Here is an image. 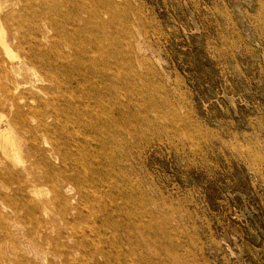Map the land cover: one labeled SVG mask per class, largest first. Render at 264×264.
<instances>
[{
	"label": "rangeland",
	"instance_id": "obj_1",
	"mask_svg": "<svg viewBox=\"0 0 264 264\" xmlns=\"http://www.w3.org/2000/svg\"><path fill=\"white\" fill-rule=\"evenodd\" d=\"M52 1L65 24L50 30L28 13L22 25L70 43L69 75L54 72L51 83L46 67L25 74L57 93L34 90L36 102L28 94L18 105L40 110L51 132L37 145H57L51 162L61 170L31 166L29 133L17 132L18 169L28 167L37 189L30 197L48 204L45 229L32 234L24 214L0 229V264L12 252L19 264L33 252L59 264L56 243L69 259L97 249L101 264H264V0ZM5 27L16 63L25 50L10 38L14 22ZM89 56L113 58L115 105L96 92ZM8 114L0 107V122ZM73 173L78 187L63 186Z\"/></svg>",
	"mask_w": 264,
	"mask_h": 264
},
{
	"label": "bare ground",
	"instance_id": "obj_2",
	"mask_svg": "<svg viewBox=\"0 0 264 264\" xmlns=\"http://www.w3.org/2000/svg\"><path fill=\"white\" fill-rule=\"evenodd\" d=\"M15 8H18L19 10H16ZM5 11H7L5 15L6 19L3 20L1 16L5 14ZM60 11L61 9L58 2L52 0H0V44L2 45V51L5 55V57L0 55V107L6 108L13 114V117H10V114H8L5 116V119L0 122V154L4 160L2 163L3 167L0 168L1 230L12 228V226L19 223L18 216L21 214L26 216V222L29 220L34 224L32 234H39L40 232L43 234L45 229V220L44 218L41 219L40 216L45 214L46 206L48 204L43 200L37 201L30 197V194L36 192L37 189L34 186V178H32V174L28 167H24L22 170L18 169V162L24 163V151L22 150V144L19 142L18 136H16L17 132L25 130L29 133V137H26L24 142L28 143L26 148L27 151H30L28 161L31 166L41 168L46 166V170H50L51 172L61 170L60 167L54 166L51 162L52 158L58 159L59 156L62 155L61 150L57 145L55 146L52 144L49 150L44 149L46 145H43V148H39L37 145L42 138L38 133L43 132L42 135H46L51 132V128L44 120H41L40 110L26 104L25 106L18 105V102H23L28 94H33L32 100L36 102L38 95L33 93L34 90L37 91L39 89L44 94L46 93L48 95L57 93L49 88H37L35 82L32 83L31 80L26 79L24 76L25 74L27 76L30 75V78L36 79L39 76L37 73L46 67L47 72L44 73V77L45 80H48L51 83H59L58 76L62 79H66L69 75L72 59L70 58V55L66 53L65 46L70 47V43L67 42L63 36H60L57 31L49 36L48 34L41 32L39 26L27 28L22 25L24 17L28 13H32L36 25L41 20H44L50 30H55L56 26L65 24L64 19L57 15L61 13ZM94 16L98 15L95 14ZM9 20L14 22L16 28L14 33H12L13 36L10 37L11 40H13V43L21 48V50H25L22 57L17 55L14 56V58L19 60L16 63L12 62L14 51L6 36L5 26ZM21 29H25V34L27 33V35H22ZM23 43L27 44L28 47H22V45H24ZM95 46L97 47V42ZM70 49H72L73 52H76L72 47H70ZM96 49L97 51H104L111 48L103 47L98 44ZM79 53L82 54V52ZM88 59L93 67H87V70H85L95 82L96 92L108 93L111 97H114L111 100V103L115 105L117 75L112 70L113 58L108 56L107 58L98 60L89 56ZM110 64L111 66L109 67L108 65ZM99 66H102L100 70L98 69ZM80 69L83 71L81 66ZM54 72L60 74L57 76ZM28 84L30 85V89L27 88ZM65 99L66 101H70L73 100V97L69 94L64 96V100ZM28 117H33L34 120H36L34 127H30L27 121ZM74 176V173L72 175L63 176V186L72 183ZM73 183L78 187L76 181ZM79 191L80 193H83L82 186L79 187ZM56 197L61 203H71L74 198L73 196L72 198H67L58 191ZM67 227L68 231H73V233H75L76 227H73V224H68ZM64 234L65 233H59L56 240L65 239ZM71 236L73 237L74 235ZM56 245L55 255L58 258L64 257V259L59 260V264H101L96 257L97 255H101L97 249H94L88 257L81 256L80 258L69 259V254L61 249L59 244L56 243ZM77 245L78 244H75L74 248L79 249L81 244L80 246L78 245L79 247ZM32 254L34 256V258L32 257L33 260L28 259L26 264H50L46 262L44 256L41 258L42 255L39 252H33ZM18 258L19 256H17L15 252H12V254L4 258L3 264H19L21 260ZM106 259L107 257L104 258V262H106Z\"/></svg>",
	"mask_w": 264,
	"mask_h": 264
}]
</instances>
